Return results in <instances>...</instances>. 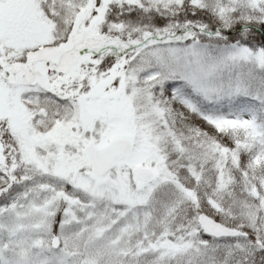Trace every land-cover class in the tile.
Segmentation results:
<instances>
[{"label":"snow or ice","instance_id":"obj_1","mask_svg":"<svg viewBox=\"0 0 264 264\" xmlns=\"http://www.w3.org/2000/svg\"><path fill=\"white\" fill-rule=\"evenodd\" d=\"M0 264H264V0H0Z\"/></svg>","mask_w":264,"mask_h":264}]
</instances>
